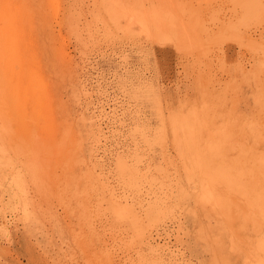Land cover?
I'll return each mask as SVG.
<instances>
[{"label": "rangeland", "instance_id": "rangeland-1", "mask_svg": "<svg viewBox=\"0 0 264 264\" xmlns=\"http://www.w3.org/2000/svg\"><path fill=\"white\" fill-rule=\"evenodd\" d=\"M0 264H264V0H0Z\"/></svg>", "mask_w": 264, "mask_h": 264}, {"label": "bare ground", "instance_id": "bare-ground-1", "mask_svg": "<svg viewBox=\"0 0 264 264\" xmlns=\"http://www.w3.org/2000/svg\"><path fill=\"white\" fill-rule=\"evenodd\" d=\"M165 11V10H164ZM164 11H160V13L159 12H153V13H150L151 15H149L150 16V19H151V22H153V23H157V24H161L162 23V19H163V16L165 17V15L163 14L164 13ZM161 12H163V13H161ZM167 12V11H166ZM147 13V12H146ZM169 13V12H168ZM167 13V14H168ZM141 15V14H140ZM170 15V14H169ZM148 16V15H147ZM147 16H145V17H147ZM167 16V15H166ZM140 19V18H139ZM168 20H169V18H167ZM167 19H166V21H167ZM142 19H140L139 21H141ZM172 20H174V19H172ZM138 21V23H140ZM165 20H164V24H166V26H168V28H169V26L170 27H172L173 25H167V23L169 24V22H166ZM169 21H171V20H169ZM149 22V21H148ZM148 22H146V23H148ZM171 23H172V21H171ZM173 23H174V21H173ZM142 24V23H141ZM140 24V25H141ZM150 24V23H149ZM142 26V25H141ZM147 26V25H146ZM155 26V25H154ZM159 26V25H158ZM175 27V26H174ZM155 28H159V27H155ZM161 28V27H160ZM165 28V30H167L168 31V29H166V27H164ZM159 30V29H158ZM161 30H164L163 28L161 29ZM174 31V30H173ZM170 32V31H169ZM168 32V33H169ZM186 32V31H185ZM187 33V32H186ZM187 35V34H186Z\"/></svg>", "mask_w": 264, "mask_h": 264}]
</instances>
